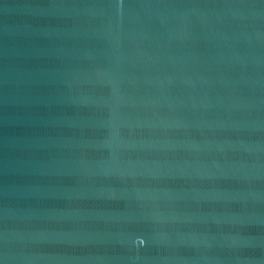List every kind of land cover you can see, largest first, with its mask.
Returning a JSON list of instances; mask_svg holds the SVG:
<instances>
[{"label":"water","instance_id":"1","mask_svg":"<svg viewBox=\"0 0 264 264\" xmlns=\"http://www.w3.org/2000/svg\"><path fill=\"white\" fill-rule=\"evenodd\" d=\"M0 264H264V0H0Z\"/></svg>","mask_w":264,"mask_h":264}]
</instances>
